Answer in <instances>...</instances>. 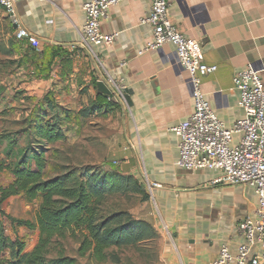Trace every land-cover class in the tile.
I'll use <instances>...</instances> for the list:
<instances>
[{"label": "crops", "instance_id": "1", "mask_svg": "<svg viewBox=\"0 0 264 264\" xmlns=\"http://www.w3.org/2000/svg\"><path fill=\"white\" fill-rule=\"evenodd\" d=\"M85 1L22 0L15 6V22L0 7V85H28L29 94L57 103L60 89L76 88L90 98L77 110L79 116L80 110L96 106V82L106 73L120 80L129 100L108 110L96 106L89 116L106 112L113 119V170L132 176L149 195L163 230V264H213L222 243L235 253L242 241L236 225L255 218L256 195L249 186L214 183L217 169L177 165L178 138L172 128L192 113L193 88L175 45L141 53L153 39L152 26L139 22L149 0L110 6L100 28L117 36L111 45H92L94 55L78 46ZM169 14L186 37L200 41L205 62L217 66L202 77L201 87L210 108L231 127L244 116L234 75L251 67L264 87V0H172ZM18 28L31 33L39 51L15 38ZM239 140L240 134H234L231 144Z\"/></svg>", "mask_w": 264, "mask_h": 264}, {"label": "trees", "instance_id": "2", "mask_svg": "<svg viewBox=\"0 0 264 264\" xmlns=\"http://www.w3.org/2000/svg\"><path fill=\"white\" fill-rule=\"evenodd\" d=\"M96 100V106L105 110L118 104L100 93ZM43 103L44 107L39 105L23 119V127L0 139L6 142L9 158L0 161V181L7 174V182H0V254L3 249L9 251V260L1 264H76L74 257L50 253L56 239L68 232L81 236L79 254L89 252L98 262L105 261L112 248L136 246L154 238L155 230L148 221L121 208H106L110 195L130 190L143 192L142 185L132 176L116 170L102 174L94 169L77 172L73 168L47 176V145L66 138L63 124L71 119V112L48 97ZM96 106L92 103L80 110L81 119L88 118ZM20 136L25 138L22 145L18 144ZM16 195L39 201L34 221L16 219L5 212L4 202ZM2 219L37 230L38 239L31 250L24 251L23 240L6 237Z\"/></svg>", "mask_w": 264, "mask_h": 264}, {"label": "built area", "instance_id": "3", "mask_svg": "<svg viewBox=\"0 0 264 264\" xmlns=\"http://www.w3.org/2000/svg\"><path fill=\"white\" fill-rule=\"evenodd\" d=\"M22 0H0V7L13 17L15 6ZM120 0H86L83 3L84 25L78 46L94 55L92 45H111L117 33H104L100 22L110 6ZM172 0H149V10L140 23L152 26L153 39L141 51L156 49L165 44L175 45L179 63L190 76L193 92V111L172 131L178 138L177 165L186 170L217 169L220 175L214 183L252 187L257 198L255 218H246L236 225L242 238L235 253L222 243L213 264H264V87L258 71L247 67L237 72L233 87L239 93L238 106L244 116L231 127L218 118L205 99L202 77L213 73L217 66L206 63L201 43L186 37L173 23L169 7ZM15 38L27 40L39 51V44L25 28L15 31ZM98 64L100 60L96 57ZM117 102L124 101L125 86L106 73L101 79ZM111 100V98H108ZM240 134L238 144L232 145L233 135Z\"/></svg>", "mask_w": 264, "mask_h": 264}, {"label": "rangeland", "instance_id": "4", "mask_svg": "<svg viewBox=\"0 0 264 264\" xmlns=\"http://www.w3.org/2000/svg\"><path fill=\"white\" fill-rule=\"evenodd\" d=\"M1 30V29H0ZM3 34L1 31L0 35ZM28 85L9 84L0 85V139L8 133L23 127V119L39 105L44 107L40 94H29L24 88ZM16 88L12 93L11 90ZM43 91V90H42ZM41 93V92H40ZM58 99L63 108L70 110L71 119L64 122L67 136L63 141L47 145V176L68 168L76 169L77 172H85L94 169L96 172L112 173L115 157L111 148V122L106 112L94 114L88 118L81 119L76 116L77 110L90 103L87 93H79L76 88L59 90ZM80 120V121H79ZM79 121V122H78ZM24 137L20 136L18 144L22 145ZM6 142H0V161H7ZM92 171V170H91ZM2 183L7 182V174L1 179ZM143 192L127 191L121 195H110L106 199V208L113 210L121 208L130 212L137 219L148 221L154 228L156 236L136 246L123 248H112L108 251L109 256L103 262L95 261L90 257L89 252L79 254L81 236L78 232H68L64 237L56 239L50 247L51 255L61 253L76 259V264H163L161 251L163 248V230L155 207L149 199V195ZM38 200L27 201L24 196L16 195L9 197L3 204V209L8 215L16 219L34 221ZM4 234L10 239L18 238L25 242L24 251L32 249L38 239L37 231L28 229L24 225H14L8 219H2ZM9 251L3 249L0 254V264L8 261Z\"/></svg>", "mask_w": 264, "mask_h": 264}, {"label": "water", "instance_id": "5", "mask_svg": "<svg viewBox=\"0 0 264 264\" xmlns=\"http://www.w3.org/2000/svg\"><path fill=\"white\" fill-rule=\"evenodd\" d=\"M10 18H11V21H13V17H10ZM96 87L100 94L104 95L106 98L110 97L113 102H117V100L112 96L110 89L106 86V84L102 80H99L96 82ZM127 93L128 91L125 90L124 98L126 100H129Z\"/></svg>", "mask_w": 264, "mask_h": 264}]
</instances>
